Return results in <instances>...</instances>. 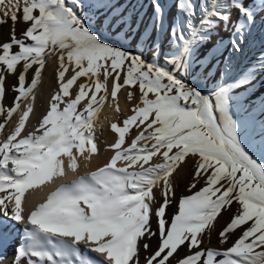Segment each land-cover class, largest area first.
Masks as SVG:
<instances>
[{
  "label": "snow or ice",
  "instance_id": "obj_1",
  "mask_svg": "<svg viewBox=\"0 0 264 264\" xmlns=\"http://www.w3.org/2000/svg\"><path fill=\"white\" fill-rule=\"evenodd\" d=\"M171 2L177 16L169 24L161 0H151V31L146 28L142 37L147 44L152 31L168 32L170 47L161 63L156 42L148 60L141 48L125 50L94 34L84 8L101 0H0V26L10 24L9 39L0 43V215L27 225L13 264H141V245L147 252L146 241L156 236L157 250L144 264H264V124L258 142L247 143V109L234 95L264 72V53L237 76L233 55L225 57L211 89L194 83L195 69L207 67L200 49L215 37V50L230 46L240 54L257 15L264 13V0ZM18 23L27 25L19 37ZM122 23L131 27L124 17L114 27ZM53 60L58 89L29 130L35 90ZM6 74L17 75L10 106L4 104ZM124 88L128 101L136 102L131 115L111 123L116 139L106 150L113 154L78 174L81 162L88 167L98 154L95 122L101 109L111 97L119 112ZM189 157V194L179 197L169 220L172 177ZM69 172L72 178L65 179ZM56 179L62 182L29 207V197ZM234 203L235 212L218 232L219 244L239 230L237 238L227 248L202 247ZM9 235L0 230V246ZM181 246L188 254L176 259Z\"/></svg>",
  "mask_w": 264,
  "mask_h": 264
},
{
  "label": "bare ground",
  "instance_id": "obj_2",
  "mask_svg": "<svg viewBox=\"0 0 264 264\" xmlns=\"http://www.w3.org/2000/svg\"><path fill=\"white\" fill-rule=\"evenodd\" d=\"M250 2V0H246ZM161 3L166 11V18L170 24L173 19L177 16V9L175 3L171 0H161ZM107 5L106 8H103ZM97 11L99 15L97 18L102 21L104 18H110L111 24L109 29V34L113 38L118 39L121 42H132L136 45L147 48L149 45L152 46L153 42H156L160 45V61L163 62L164 54L169 51V40L170 36L168 32L157 33L152 31L151 38L147 41V44L144 43L142 37L146 35V28L151 31L150 21L154 14V10L151 5V0H101V3L97 4L95 7L91 8V12L94 13ZM234 17L236 13H233ZM124 17L130 24V28H126L125 24H120L118 27H114L117 24V21ZM25 29L24 24L16 25V33L21 35L22 31ZM110 36V35H109ZM221 36L227 40L230 36L229 32H221ZM213 37V43L215 41ZM129 40V41H128ZM131 43V44H132ZM213 43L204 45L199 52L200 60L207 65V67L201 71L198 67L199 75L195 78L194 83L198 84L201 88L211 89L220 79V70L224 67V59L229 55H233V76L240 75L245 69L257 61L262 53H264V13H260L256 17V23L251 29V33L247 36L246 41L242 44V52L238 55H234L230 51V46L228 49L215 50L213 48ZM58 64L55 60L49 62L45 69L43 70V78L41 84L35 90L36 99L34 102V114H30L29 123L27 128L31 130L38 122V119L46 113L48 108V101L51 95L58 89V84L56 81V69ZM71 73H67L66 76ZM31 78V72L28 74V79ZM84 78H81L79 82H83ZM17 83V75L6 74V96L4 99L5 105H11L16 93L12 91V86ZM75 87V86H74ZM128 88L124 89L122 95L119 99L120 111L119 113H124L125 115L130 114L133 104L136 101L129 102L127 99ZM234 95H238L244 101H259V107L255 112L257 117L264 116V72L257 74L256 78L252 83L245 85L241 88L235 90ZM115 104H111L109 101L105 103L103 108L99 113V118L95 122V135L96 143L98 146V154L94 155L92 161L88 167L83 166L81 162V168L79 169L78 174H84L85 172L94 170L98 166L105 164L113 152L111 150H106L108 145L114 143L116 139V134L111 130V123L115 122L116 110ZM123 114V115H124ZM0 122H3V117H0ZM8 126H6L7 128ZM136 135V132L133 136ZM128 143L131 142L129 138ZM127 144V143H126ZM156 161V158H153V162ZM188 162V161H187ZM118 162V166H119ZM72 173H68V176L65 179L72 178ZM191 172L188 169V164H183L176 173L173 174L174 189H175V200L167 208V217H171L172 214L177 210L178 199L181 195L188 194L187 187L191 182ZM62 180L56 179L55 182L51 185L43 187L35 196L29 197L30 205L41 202L47 193L61 183ZM154 191H156L154 189ZM156 197L158 200L162 201L159 191H156ZM226 217V216H225ZM154 218V217H153ZM230 219L219 218L218 222L215 225V231L212 232L211 237L205 236L204 243L202 247H221L219 244L218 232L221 229L223 223H227ZM0 221H3V224H0V230L4 233H10L8 241L3 246H0V264H13V259L16 254V249L22 243V229L27 227L26 224L15 223L11 221H6L0 215ZM150 247L146 252L142 245L140 249V261L141 264H144V258L147 255H151L157 250L159 239L158 237H153L150 240L146 241ZM188 254V249L185 246H181L177 254H174L176 259L182 258ZM90 256L95 257L97 254L89 253ZM172 259V258H170ZM176 261L173 260V264Z\"/></svg>",
  "mask_w": 264,
  "mask_h": 264
},
{
  "label": "rangeland",
  "instance_id": "obj_3",
  "mask_svg": "<svg viewBox=\"0 0 264 264\" xmlns=\"http://www.w3.org/2000/svg\"><path fill=\"white\" fill-rule=\"evenodd\" d=\"M85 3H87V0H85ZM91 8L92 7L86 6L84 8V13H86L88 15V17H89V20H90L89 27H90V29L94 32V34H96L99 38H101L103 42L109 43V44H111L113 46L122 47L125 50H129V51H134L137 48H141L144 51L145 58L148 59V60L152 59L153 50H152V47L150 45L145 49L142 46H140V44L136 45V44L130 42L129 40H128L129 42L127 44V42H121V41H118V39L113 38V36L111 34H109V29H110V24L111 23L109 24L108 21H110V18H104L102 21H100L97 18L99 13L97 11L92 13L91 12ZM103 8H106V6H104ZM18 24L22 25L23 23H18ZM26 27H27V25H25V29H26ZM17 36L19 37L20 35L17 34ZM9 37H10V24H5L3 26H0V43L6 42L9 39ZM198 75H199L198 68H196L195 69V73H194V81H195V78H197ZM213 85H215V83H213ZM110 89H111V81H109V90ZM124 89H122L118 93V97H117L118 103L120 102L119 99H120V96L122 95V92H124ZM138 95H139V93L137 91V96ZM239 99L242 101V103L244 105V108L247 109V112L245 113V119H246V122H247V138H246V142L250 143V144H256L258 142V139H259V134H260V130H261L260 126H261V124H264V116L257 117L255 115V112H256V110L259 107V101H248V100L244 101L240 97H239ZM109 102L114 105V103H112V101H111V97H109ZM119 109H120V106H119ZM248 113H251L250 117L248 116ZM123 114L124 113L121 114V113L116 111V115L117 116L115 118L116 119L115 122L117 120L122 122V120L125 119L128 116V115H125V114L123 115ZM131 114H132V112H130L129 115H131ZM135 132H136V129H135V126H133L132 129H131V136H133L135 134ZM129 138L130 137L128 135H126V143H128L127 140ZM256 154L259 155L258 152ZM186 159L188 161L187 162L188 169L191 172V174H193L194 161H193V159L191 157L186 158ZM198 187H199V185H198ZM185 195H187V194H185ZM167 210L168 209H166V213H167ZM235 210H236V205L234 203L232 208L229 211L222 212L221 218L224 217L225 219H227V217H228V219H230L232 214L235 212ZM168 218L170 220L171 217H168ZM4 220H6V218H4ZM225 225H226V223L224 222L222 227L225 226ZM152 227H153V230H156L155 218H153ZM222 227H221V229H222ZM238 235H239V230H237L236 234H234V235H232L230 237L229 242L227 244H224L221 247H223V248L229 247L231 245V243L237 238ZM221 247H214V248H221Z\"/></svg>",
  "mask_w": 264,
  "mask_h": 264
}]
</instances>
